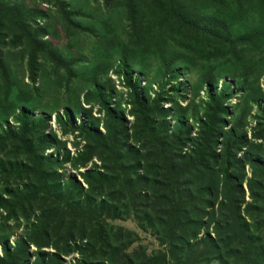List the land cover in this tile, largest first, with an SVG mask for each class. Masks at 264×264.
I'll return each instance as SVG.
<instances>
[{
	"label": "trees",
	"instance_id": "trees-1",
	"mask_svg": "<svg viewBox=\"0 0 264 264\" xmlns=\"http://www.w3.org/2000/svg\"><path fill=\"white\" fill-rule=\"evenodd\" d=\"M239 1L243 0L237 2L236 16L242 24L237 29L243 36L218 25L209 33L207 43L197 49L208 60L200 65L189 105L179 104L173 130L163 103L168 99L166 88L185 73L177 68L188 66L190 57L184 51L173 56L168 53L163 44L171 34L162 25L132 17L129 48H121L126 65L137 58L141 76L163 82L152 99L151 95L144 99L142 81L128 78L133 98L131 114L135 117L131 136L125 120L113 110L112 100L108 102L109 83L101 84L114 68V61L96 67L92 77L95 93L87 96L89 103L94 95L104 104L105 134L84 120L77 126L71 110L58 115L60 123L66 124L69 119L72 132H78L75 147H82L74 157L70 151H62L64 144L54 131L46 132L48 119L35 115L38 105L32 99L34 88L20 79L22 53L2 43L1 33L7 23L0 21V122L9 126H0V264H29L32 246L36 249L33 264H64L63 257L75 253L81 254L75 264H118L114 258L119 255V264H264V96L259 80L264 73V0ZM129 2L134 8V0ZM178 2L168 0L166 4L174 19L186 21L187 16L177 10ZM15 13L17 25L25 32L23 45L31 46L27 60L31 79L35 81L38 72L49 73L44 67L47 62L56 74V82L73 78L74 60L65 57L51 41H42V31L33 30L20 19L21 9ZM69 14L63 17L72 25L75 20ZM142 45L147 50L156 46L158 52L153 53L160 61L146 62L149 51L141 56ZM219 54L227 58L229 69L211 62ZM241 55L243 67L239 69L234 59ZM61 69L68 75L63 76ZM235 71H240L236 79H228ZM69 85L66 87L70 92ZM204 87L206 96L201 101L206 111L198 116L199 131L193 138L192 126L187 123L188 110L193 107V114L199 113L196 99ZM239 91H245V96L234 104L232 98ZM70 94L68 103L76 115L88 111L73 99L74 93ZM17 110L14 118L18 125L12 128L8 120ZM130 139H135L139 147H128ZM189 142L191 149L187 152ZM54 146L57 156H47ZM67 162L82 181L73 174L59 172ZM152 171L157 175L154 178ZM154 188L162 191L159 199L163 210L155 216L154 209L153 223L148 216L145 222L157 230L163 228L160 240L167 248L134 258L126 253L136 242L133 232L109 227L107 220L134 214L135 193L142 206L136 214L146 215L141 193L146 189L155 195ZM117 201H122L121 208ZM19 219L26 221V227L13 245L6 225ZM49 248L53 252L46 250Z\"/></svg>",
	"mask_w": 264,
	"mask_h": 264
},
{
	"label": "rangeland",
	"instance_id": "rangeland-1",
	"mask_svg": "<svg viewBox=\"0 0 264 264\" xmlns=\"http://www.w3.org/2000/svg\"><path fill=\"white\" fill-rule=\"evenodd\" d=\"M168 0H134V8L130 7L129 0H0V21L6 22L5 27L3 25V39H0L7 47L14 48L15 51L21 52L23 58V70L20 75L21 81L34 88L32 99L34 103L38 105V109L35 115L43 116L48 119V126L46 132L50 134L52 131L56 133L58 138L62 140L64 148L62 151H70L71 156L74 157L82 146L75 147L78 144V132H72L71 121L65 120L66 124L60 123L58 115H66L68 110H71L74 117L75 124L78 126L80 122L84 120L86 124H94L99 128L100 133L105 134L107 117L105 116V107L101 103L98 97L93 95L92 102H88L89 94L95 93V87L92 81L94 70L96 67L102 66L103 63L114 61L115 66L109 72L108 78L105 77L101 81L102 85H107L106 95L111 102L113 110L125 120V126L129 131V134L133 135V127L135 117L131 114L133 108V98L131 95V86L129 85L128 78L132 77L133 82L141 80L142 96L144 99L151 95V99L154 94L157 93L160 88L161 80H157L153 76H147L140 74L139 67L137 66V58H133L126 65V60L121 50L123 45L129 48L130 36L132 35V26L134 24L132 17L144 18L147 21L152 20L157 24L162 25V29L171 35L166 38L163 46L167 49L168 53L173 56L179 51L187 52L190 57L188 66L183 68L178 67L179 72L185 73L179 75L177 79H174L172 84L167 86L166 92L168 94L165 97L166 101H163L164 108L167 109V117L170 121V128L173 130L176 119V113L180 105L186 107L192 99L193 90L192 85L198 81L200 65L203 61L208 60L205 55H200L197 49L203 47L208 41L209 33L214 30V27L220 25L219 28H224L226 31H232L236 35L243 36L237 29L242 22L238 21L236 16V10L238 11V0H179L177 4V10L181 11L187 16L186 21H177L171 16V11L168 8L166 2ZM246 3V0L239 1ZM21 9L23 16L21 20L30 26L33 30L42 31L40 39L42 41L48 40L53 45L58 46L60 52L67 58L74 60V67L76 73L73 78H63L61 83L56 82L53 76H56L55 72L52 73L53 68L51 63L47 62L44 67L49 73L38 72L36 80L33 81L29 76L27 70V60L29 57V47L23 45L25 42V36L23 34L24 29H20L17 25V15L15 10ZM11 11L9 14L5 11ZM132 12L133 16L130 15ZM235 12V13H233ZM2 13V14H1ZM15 13V14H14ZM71 13L75 22L72 25H68L65 21L63 14ZM19 17V16H18ZM76 25V27H75ZM233 27V28H231ZM213 28V29H212ZM231 28V29H230ZM23 31V32H22ZM225 32V31H224ZM25 33V32H24ZM125 40V41H124ZM217 42V41H216ZM140 49V55L145 56L144 60L148 63L159 62V57L156 56L153 51L158 52L156 46L147 50L145 45H142ZM21 50V51H20ZM207 54V53H206ZM215 54V53H214ZM245 54V49L243 55ZM208 55V54H207ZM243 55L237 57L234 60L239 62V69L243 67ZM20 56V54H19ZM79 58V59H78ZM142 59V58H141ZM212 63L221 65L229 69L230 64L227 65V58L222 55L212 58ZM122 65L124 67H122ZM114 71V72H112ZM64 69H61L63 76L68 75L64 73ZM240 71L232 72L227 78H235ZM55 74V75H54ZM260 84L263 87L264 96V73L260 77ZM181 82V83H179ZM71 86L72 91H67L66 85ZM234 87V86H233ZM146 93H145V92ZM205 87L200 90V95L196 99V104L199 105V113L193 114V107L188 110L187 123L192 126L191 137L195 138L199 131L198 116L205 115V105L202 103V99H205ZM35 92V93H34ZM73 99L77 103H82V106L88 111L81 110V113L76 115L75 110L71 104L68 103L71 94ZM112 94V99L110 95ZM244 94V95H243ZM245 96V91L240 92L237 96L232 98V103L240 102ZM102 99H105L102 97ZM264 99V97H263ZM25 107V106H22ZM233 105L230 104L229 109L232 110ZM19 113V110L15 111L11 117H9V125L12 128H16L18 123L15 121L14 116ZM255 111L253 112V114ZM228 120H232L230 115H226ZM252 125H255V120L252 118ZM232 122L227 127L232 126ZM3 128L9 127L7 123H1ZM45 130V129H44ZM43 131V130H42ZM246 131V127L244 129ZM250 136H254V130L250 131ZM191 143L185 147V151H190ZM128 147L138 148L139 143L134 139L128 141ZM57 149L54 146L47 151V156H57ZM55 154V155H54ZM65 157V156H63ZM62 160V158H61ZM98 164L97 160H95ZM64 162V161H63ZM73 163V161H71ZM71 162L63 163V166L59 172H65L77 176L79 181L83 179L80 175L71 169ZM92 163L89 164L87 169L91 168ZM64 167V168H63ZM65 169V170H64ZM87 169H81V172H85ZM65 175V174H64ZM152 178L157 175L154 171L151 172ZM85 187H87L84 184ZM247 186V184H246ZM155 195L150 191L144 189L141 193L143 204L146 205L144 214H136V211L142 209L138 195L133 194V201L135 205L134 214L124 215L122 218H112L107 220L109 227L123 228L133 232L136 242L132 244L126 251L134 258L143 256L145 254L153 255L154 253L167 248L162 243L160 237L163 233V228L157 230L154 227H150L147 221L145 222V216L150 217L152 223L156 212L163 210V203L159 199V195L162 193L161 189H153ZM108 204L114 207L113 202L105 195ZM251 200L250 193L248 191V201ZM118 206H122V201L115 202ZM155 209V212L153 211ZM154 212V215H153ZM39 214V212H37ZM1 221V220H0ZM3 221V220H2ZM26 227V221L24 219L10 220L7 225V234H10L9 243L15 245L16 241L21 238L23 229ZM203 236V234H202ZM2 235H0L1 239ZM6 237V236H5ZM0 243V254H1ZM52 251V249H46ZM36 249L32 246L29 250L30 259L29 264H33L35 257L33 253ZM80 253L64 256V264H75L80 259ZM90 255L87 254L89 259ZM122 256L114 258V261L119 264V259ZM96 263V259H92Z\"/></svg>",
	"mask_w": 264,
	"mask_h": 264
},
{
	"label": "built area",
	"instance_id": "built-area-1",
	"mask_svg": "<svg viewBox=\"0 0 264 264\" xmlns=\"http://www.w3.org/2000/svg\"><path fill=\"white\" fill-rule=\"evenodd\" d=\"M112 72H114V71H112Z\"/></svg>",
	"mask_w": 264,
	"mask_h": 264
}]
</instances>
